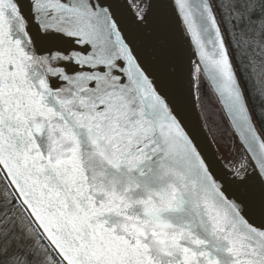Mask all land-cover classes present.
<instances>
[{
  "label": "snow or ice",
  "instance_id": "6c2138e0",
  "mask_svg": "<svg viewBox=\"0 0 264 264\" xmlns=\"http://www.w3.org/2000/svg\"><path fill=\"white\" fill-rule=\"evenodd\" d=\"M125 3L148 31L150 0ZM171 4L187 94L113 0H0V264H264V111L241 83L264 106V0ZM201 74L248 154L237 187L188 119Z\"/></svg>",
  "mask_w": 264,
  "mask_h": 264
},
{
  "label": "water",
  "instance_id": "95a60500",
  "mask_svg": "<svg viewBox=\"0 0 264 264\" xmlns=\"http://www.w3.org/2000/svg\"><path fill=\"white\" fill-rule=\"evenodd\" d=\"M127 2L135 3L136 0H127ZM150 2L152 4L151 27L148 31H144L142 28H137L136 22L133 19L132 10L127 7L125 0H113V3L118 6L121 18L130 34L137 36L140 40L148 41L157 47H159L160 43L163 42L169 52L170 59L177 61L180 64L182 69L181 87L184 93L187 94L188 82L190 78L189 71L191 68L190 61L194 62L196 60V57L193 54V46L189 42V37L184 32L178 13L173 10L171 0H150ZM200 78L205 82L206 86L210 90L233 137L234 144L230 156L226 158L221 152H219L207 130L199 105L197 91L198 80H196L195 86H193L192 89V99L196 104V107L192 108L191 103L189 104L188 119L189 122L197 129L198 142L204 150V154L212 162L214 171L223 181L233 182V176L231 175L232 171L241 162L247 160L248 154L245 151V145L240 139L238 132L232 126L227 111L224 109L218 94L215 92V89L209 83L206 76L201 74ZM248 104L251 108L249 99ZM257 126L260 127L258 122ZM248 163L251 164V161L248 160ZM251 171L252 170L249 167L248 173L251 174ZM232 186H239L238 181L233 182Z\"/></svg>",
  "mask_w": 264,
  "mask_h": 264
},
{
  "label": "rangeland",
  "instance_id": "374dc122",
  "mask_svg": "<svg viewBox=\"0 0 264 264\" xmlns=\"http://www.w3.org/2000/svg\"><path fill=\"white\" fill-rule=\"evenodd\" d=\"M197 91L202 116L211 139L219 152L227 158L230 156L234 144L231 132L228 131L222 117L218 114V106L201 78L198 80Z\"/></svg>",
  "mask_w": 264,
  "mask_h": 264
},
{
  "label": "trees",
  "instance_id": "16d2710c",
  "mask_svg": "<svg viewBox=\"0 0 264 264\" xmlns=\"http://www.w3.org/2000/svg\"><path fill=\"white\" fill-rule=\"evenodd\" d=\"M237 67H238V71H239V66H237ZM241 80H242V83L244 85V88H245L246 94L248 96V99H249V102H250V105H251V108L253 110L254 115H256L258 112L264 111V106H261L259 103H253V99H254V95H255L253 90L259 88V85L257 83V77L255 75H253L251 80H249L247 82L245 81V78H243V77L241 78ZM207 89H208V87H207ZM217 110H218V114H220V116L222 117L228 131L230 132L228 125H227L222 113L220 112L219 108ZM257 122L260 126V122L258 119H257ZM262 131H264V128H262Z\"/></svg>",
  "mask_w": 264,
  "mask_h": 264
},
{
  "label": "bare ground",
  "instance_id": "6f19581e",
  "mask_svg": "<svg viewBox=\"0 0 264 264\" xmlns=\"http://www.w3.org/2000/svg\"><path fill=\"white\" fill-rule=\"evenodd\" d=\"M201 92H203V90H201Z\"/></svg>",
  "mask_w": 264,
  "mask_h": 264
}]
</instances>
